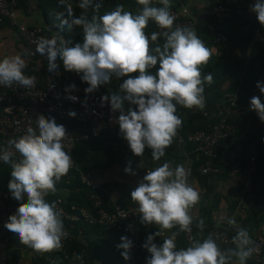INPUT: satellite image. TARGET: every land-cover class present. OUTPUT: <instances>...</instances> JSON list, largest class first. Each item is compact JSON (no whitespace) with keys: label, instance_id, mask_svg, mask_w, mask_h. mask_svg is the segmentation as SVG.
<instances>
[{"label":"clouds","instance_id":"9594fccd","mask_svg":"<svg viewBox=\"0 0 264 264\" xmlns=\"http://www.w3.org/2000/svg\"><path fill=\"white\" fill-rule=\"evenodd\" d=\"M75 2L78 15H74L73 0H58L63 8L57 16L61 21L58 30L50 38H40L35 52L46 58L51 76L59 72L58 61L65 72L78 74L87 84L85 93L108 85L113 78L127 77L119 84L118 92L101 97V105L107 102L110 111L118 113L119 133L134 156H143L147 148L151 159L159 161L182 125L177 105L185 109L205 106V84L213 82L211 73L202 75V66L210 57L208 48L193 28L174 27L171 0H136L140 7L135 13L117 4L103 14V0ZM250 11L264 28V0H253ZM150 22L159 31L149 35L145 29ZM74 26L82 31V42H65L62 34ZM26 66L21 54L0 56V87L16 84L31 89L35 78L25 75ZM69 87L74 89L75 85ZM255 87L264 94V83L257 81ZM249 103L264 123L260 97L253 96ZM68 116L74 118L76 113L70 111ZM34 125L7 142L10 150L0 148V161L11 168L7 185L10 198L18 205L16 214L9 216L3 227L20 245L46 253L59 250L68 235L55 204L46 197L57 191V182L68 173L73 160L64 147L67 135L63 125L42 117ZM123 171L135 175L129 166ZM129 198L137 206L140 223L157 229L142 244L149 254L146 264H233V258L235 264H246L259 250L247 229L230 218L227 223L235 227L233 248L222 251L211 236L177 248L178 232L171 230L191 231L194 217L190 213L200 199L183 165L171 167L164 162L147 171ZM203 226L201 219L198 227ZM155 237L162 238L160 245L153 242ZM132 244L127 237H120L116 247L124 261L130 258ZM74 259L83 264L81 256Z\"/></svg>","mask_w":264,"mask_h":264},{"label":"crops","instance_id":"0c3cea01","mask_svg":"<svg viewBox=\"0 0 264 264\" xmlns=\"http://www.w3.org/2000/svg\"><path fill=\"white\" fill-rule=\"evenodd\" d=\"M17 1L15 24L0 26V56L21 54L27 65L24 70L25 74H35L42 71L43 65L19 38L18 27H40L49 30L54 35L53 29L58 30L61 23L53 8L58 4V0ZM216 4L217 0H171L170 2L173 10L186 9L192 18L207 17L204 20L206 23L204 21L201 23L205 24L202 26L203 41L208 45L209 39H214L215 34L220 32L227 37L228 45L240 58L238 72L229 76L219 88L204 95V108L190 109L192 113L202 118L196 120L191 116L186 121L182 115L180 118L183 122L181 130L188 134L201 123L206 124L207 127L210 126L217 119L222 107L232 104L244 111L241 121L243 126L239 130V140L244 145V154L237 158H230L228 162H224V158H221L219 168L223 172L218 176H206L197 172L201 158L191 143L187 141L180 143L174 137L173 143L165 150L164 157L159 161H153L151 150L147 148L143 156H134L130 152L127 142L120 135L118 126H115L104 135L75 145L72 151L75 170L68 172L57 182V191L49 193L46 197L48 202L53 203L56 197H61L65 202L76 203L77 195L81 189L80 191L72 190L73 181L77 180L79 172H89L94 183L104 193L106 209H111L116 205L135 204L130 200L129 194L137 187L145 172L168 162L171 167L179 164L183 165L186 170L191 169L192 171L188 175L189 183L200 194L199 202L191 212L196 219V239L202 240L204 231L212 227L224 230L232 238L235 234V227L227 223L229 218L233 219L236 225L247 229L251 239L264 238V210L257 221H253L251 214L252 201L260 191L264 175L259 170L249 176L243 173L249 156H255L260 161L264 153V130L261 129L255 117L251 116L249 104V91L255 75L264 67V28L259 25L255 30L246 31L243 28V23L231 12L222 14L219 19L208 16ZM72 7L74 10L78 9L75 0H73ZM206 47L212 54L220 55L218 45ZM117 80L98 88L107 95H111L119 91L121 81ZM125 107L127 108L128 105L126 104ZM237 118L232 116L231 119L236 120ZM222 149H229V145L222 146L220 150L222 151ZM126 166H129L135 175L125 174L123 170ZM231 170H235L237 173L230 175L229 171ZM3 188H0V196ZM11 202L13 205L12 215H15L18 205L12 199ZM201 219L204 221L202 229L198 227V221ZM82 230L83 233L73 242H75L78 255L83 258V264L125 263L121 256L116 255L118 251L115 235L89 226H83ZM156 230L154 225L141 224L139 218L135 220L134 234L142 242H145L147 236ZM171 231L178 232L177 245L181 239L180 232L178 229ZM153 242L160 245L162 238L155 237ZM233 247L232 244L230 248ZM35 254L36 252L31 248L20 245L18 240L12 237L8 248V264H36ZM78 264H80L79 261ZM233 264H235V258H233ZM246 264H249L248 261Z\"/></svg>","mask_w":264,"mask_h":264},{"label":"built area","instance_id":"2783aa9c","mask_svg":"<svg viewBox=\"0 0 264 264\" xmlns=\"http://www.w3.org/2000/svg\"><path fill=\"white\" fill-rule=\"evenodd\" d=\"M252 3L253 0H217V4L208 16L219 19L222 14L231 12L243 23L244 30H255L259 24L255 15L250 11ZM17 7V0H0V26L15 24ZM170 12L175 17L174 27H191L196 33L197 28L207 18H192L186 9L170 10ZM154 31H159V29L156 27ZM18 35L21 41L28 46L32 55L42 63L43 69L35 74H25L35 78L31 89L16 84L7 88L0 87V148L10 150L7 142L24 135L29 127L34 128L35 121L41 117L45 120L53 118L57 124L64 126L67 136L63 143L71 156L76 144L89 142L118 126L116 124L117 113L110 111L107 102L103 106L101 105V97L107 96L104 91L97 88L92 93H85L84 89L87 84L81 81L78 74L60 69L59 61L57 62L59 72L56 75L51 76L47 72V60L35 52V46L40 38H50V34L40 27L21 26L18 27ZM214 42L218 46L229 44L227 37L220 32L215 34ZM126 78H121L120 81ZM257 81L264 83V67L256 73L249 91V102L253 96H259L264 103V94H261L255 87ZM70 85H75V88H70ZM69 96H75L77 99L73 101L68 98ZM70 111L76 113L74 118L68 116ZM251 112L261 129L264 130V123L259 121L254 111L251 110ZM242 115H244L242 109L227 104L222 107L217 119L208 129L199 130L186 136L177 131L175 138L178 142L191 143L201 158L197 172L206 176L220 175L223 171L214 165V161L224 145H231L230 158H237L244 154V145L236 139V127L230 122L232 116L240 117ZM16 158L13 157V159ZM261 158L264 160V153ZM4 164L0 161V167ZM74 170V163H72L68 172ZM256 171L257 158L249 156L243 173L249 176ZM187 172L190 175L192 171L187 169ZM236 173L235 170L229 171L230 175ZM77 178L85 191V204L67 205L61 197L54 200L55 209L64 223L68 235L62 241V247L59 250L46 253L36 252L35 258L38 260L36 264H78V261L74 259L78 252L70 244L83 233V226L114 233L117 238L116 246L120 242L121 236L127 237L133 242L128 264H146L149 254L142 248L144 242L134 234V223L139 218L136 204L116 205L111 209H106L104 193L94 183L92 175L89 172H79ZM12 214L13 205L6 187L0 196V264H8V248L12 237L3 225ZM195 220L194 217L190 232H181L182 245L178 249L187 247L192 240H196ZM203 235L204 238L211 236L215 239L222 251H227V248L232 245L231 236L220 228H207ZM252 241L259 250L248 258V263L264 264V238L255 237L252 238Z\"/></svg>","mask_w":264,"mask_h":264},{"label":"trees","instance_id":"16d2710c","mask_svg":"<svg viewBox=\"0 0 264 264\" xmlns=\"http://www.w3.org/2000/svg\"><path fill=\"white\" fill-rule=\"evenodd\" d=\"M117 4H122L124 6V10L130 11L132 13H135L138 10V8L140 7L139 5H137L136 0H103L100 13L103 14V12H106V11L114 9ZM53 8L56 10L57 15L63 13V8L59 6V3L57 5H54ZM170 10H173L171 5H170ZM79 12H80L79 9H75L74 10V15H78ZM203 25L205 26L204 23L200 24V26L197 28V33H196L197 36L202 41H203V34H202L203 33L202 26ZM155 29H156V26L150 22L148 27L145 29V31H146V33H151ZM45 31L48 34L52 35L49 30H45ZM53 31L56 33L57 30L55 31L53 29ZM63 35L66 37L67 42L70 41L73 44L74 43H78V42H82V40H83L82 31H81V29L79 27H76V26L72 27L70 30H65ZM208 42L209 43L207 45V43L205 41H203L205 46H216L217 45L214 42L213 38L209 39ZM218 50L220 52V55L216 56V55L212 54L211 52H209L210 53L209 60H208V62L205 65L202 66V75L204 73L205 74L211 73L213 75V82L210 85L209 84H205L204 95H206L207 93L219 88L220 85L229 76L237 73L239 68H240V58L235 53L233 48H231L229 45L218 46ZM59 68L63 69L61 67L60 62H59ZM152 71L155 72V68H153ZM131 75H136V74L133 73ZM115 80H116V78H113L111 82H114ZM176 114L179 116V118H181L182 115H184L183 118L186 121L191 116L194 117L196 120H199L200 118H202L201 116H197L194 113H192L190 111V109H185V108H183L182 106H179V105H177V107H176ZM242 116L238 117L236 119L237 121L235 119H233V120L231 119L230 120V122L232 124H234L235 127H236L235 134H236V139H238V140H239V130L243 126V123H241V121L243 119ZM251 116H253V115H251ZM182 125H183V122H182ZM182 125L180 126V128L177 131H179L182 135L186 136L187 133H184L181 130ZM208 127H207L206 124H202L201 123V125L197 126V128L193 132H196V131H199V130H206V129H208ZM193 132H191V133H193ZM188 134H190V133H188ZM228 145H229V149H225V150L222 149V151L220 150V152L218 153L217 159L214 161V165L216 167H219V163L222 160L221 158H224V160H225L224 162H228V160L230 159L231 145L227 144V146ZM257 170L262 172V175H264V160L263 159L260 160V161L257 160ZM10 171H11V168H10L9 164H4L3 166L0 167V188L4 187L3 190L7 187L8 183H9V181L11 179ZM71 189L72 190H77L78 189L79 191L81 189V191L77 195L78 199H77L76 203L66 202L67 205H70V204L84 205L85 204V199H84L85 191L81 187L78 178H77V180L73 181V186L71 187ZM263 210H264V177H263V180H262V183H261L260 191H259V193L256 195V197L252 201L251 214H252L253 221H257L258 220V218L260 217V214H261V212ZM112 234L115 235L114 233H112ZM179 237L181 238V232H180V236ZM203 239H204V235H203ZM181 245H182V239L179 240V243L177 244V248L180 247ZM70 246L72 248H75V242H72L70 244ZM230 247H231V245L227 248V250L230 249ZM117 251L118 252H117L116 255L120 256V251L118 249H117ZM129 261H130V258H129L128 261H125L124 264H128ZM37 262H38V260L36 259V263Z\"/></svg>","mask_w":264,"mask_h":264},{"label":"water","instance_id":"95a60500","mask_svg":"<svg viewBox=\"0 0 264 264\" xmlns=\"http://www.w3.org/2000/svg\"><path fill=\"white\" fill-rule=\"evenodd\" d=\"M62 39L66 42L65 37L62 35Z\"/></svg>","mask_w":264,"mask_h":264}]
</instances>
